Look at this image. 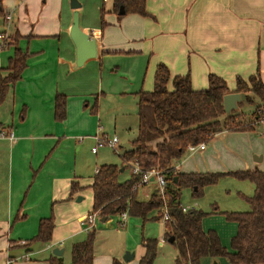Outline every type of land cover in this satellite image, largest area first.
Segmentation results:
<instances>
[{
	"label": "crops",
	"instance_id": "crops-1",
	"mask_svg": "<svg viewBox=\"0 0 264 264\" xmlns=\"http://www.w3.org/2000/svg\"><path fill=\"white\" fill-rule=\"evenodd\" d=\"M77 1L79 27L97 42L96 57L81 67L76 66V50L69 34L74 12L70 0L0 3V31L6 27L12 36V43L0 52V78L6 75L15 49L28 55L19 80L0 101L1 108H8L7 118L0 111V133L13 135L12 139L0 137V264H49L55 248L63 250L60 257L64 264L63 256L70 246L84 238L83 223L92 213L93 177L100 166L115 165L98 164L99 151L91 152L93 137L106 135L99 124L102 97H131L137 109V94L153 90L147 80L151 75L153 86L158 65L166 66L171 77L188 74L196 91L207 89L210 74L222 78L230 93L235 92L238 77L247 81L257 74L264 82V0H146L145 17H118L113 3L106 7L109 0ZM56 95L66 97L62 122L54 120ZM135 120L137 123V115ZM136 130L137 126L135 135ZM223 133L230 131L214 138ZM134 138L121 144L122 150L127 145L132 149ZM213 139V150L209 144L188 154L181 163L175 162L177 172L264 170L263 156L242 162L231 151L216 147ZM122 153L118 155L121 165ZM72 184L79 188L73 195ZM145 190L151 195L157 187L150 184ZM137 199L144 201L138 194ZM50 217L54 224L50 243L29 245L39 222ZM112 217L104 222L98 217L95 231L98 222L106 223ZM128 221L118 225L126 228ZM157 241L158 246L163 245ZM139 247V253L136 250L134 258L124 262L126 246L107 255L98 254L94 241L93 264H112L114 259L121 264H138L144 254L141 241Z\"/></svg>",
	"mask_w": 264,
	"mask_h": 264
},
{
	"label": "trees",
	"instance_id": "trees-1",
	"mask_svg": "<svg viewBox=\"0 0 264 264\" xmlns=\"http://www.w3.org/2000/svg\"><path fill=\"white\" fill-rule=\"evenodd\" d=\"M112 3L116 15L121 6L124 7V15H148L146 0H112ZM0 16H3L1 5ZM11 43L12 36L9 39V44ZM27 58L26 53L15 49L5 70L6 75L0 78V101L8 88L19 80L26 67ZM168 84H171V88ZM235 92L245 94L246 103H254L253 96L264 109V82L259 75H252L247 81L236 78ZM229 93L226 82L216 75L208 76L206 90L196 91L192 88L188 74L171 77L166 66L158 65L154 73L153 90L137 94V130L130 143L132 149L123 150L120 167L102 165L93 177L90 185L92 213H97L100 219H107L126 212L127 216L137 217L145 223L160 220L165 205L169 221L163 222L164 239H174L171 243L177 252L174 264H201L205 258H226L230 264H264V170L184 174L173 169L174 163L181 158L189 145H206L222 131L254 130L252 123L238 125L236 117L241 115L239 112L233 111L229 116L225 115L223 97ZM255 116L261 120L264 115L255 113ZM65 118L66 97L56 95L54 120L62 122ZM129 162L136 163L141 171L157 169L163 172L166 183L165 204L157 192L152 193L147 200L137 199L138 191L132 188L140 181L141 174H131L129 179L120 180V169L126 170ZM226 175L248 181L254 187L252 196L245 198L249 205L247 212L225 214L229 221L236 224L230 251L223 247L215 231L203 230V212L193 209L184 213L179 203L182 189H190L192 195L197 196L203 188L215 185ZM76 192H79V188L72 184L70 194ZM53 229L52 217L41 220L37 235L28 244L50 243ZM94 241L95 229L92 228L82 240L70 246L69 264H93ZM141 246L144 254L138 264H153L158 241L142 238ZM47 261L49 264H62V258L54 255ZM112 264L121 263L114 259Z\"/></svg>",
	"mask_w": 264,
	"mask_h": 264
},
{
	"label": "rangeland",
	"instance_id": "rangeland-1",
	"mask_svg": "<svg viewBox=\"0 0 264 264\" xmlns=\"http://www.w3.org/2000/svg\"><path fill=\"white\" fill-rule=\"evenodd\" d=\"M110 3H112V0L106 3L107 8L111 5ZM1 32H6V27L4 31L2 30L0 33ZM116 75L124 77L122 74ZM147 85L150 86L151 90L153 87L151 75L148 77ZM251 97L254 103L244 102L240 104V109L237 112L241 115H237L236 120L238 125L243 126L252 123L254 125V130L243 132L230 131V134L223 133L219 134L217 138H214L216 147L220 146L231 151V153L242 162H252L254 156L264 157V124L258 121L259 119L255 118V113L264 115V109L261 108L256 98L253 96ZM114 98V100H105L103 97L100 99L99 124L106 134L105 136H117L119 145L115 151L106 147L98 148L99 153L96 157V162H98V164L112 163L120 167L121 161L118 155L123 152L121 144L131 140L135 136V128L137 126L135 117L137 115V109L131 97H127L126 100H122L123 98H119L118 96H114ZM1 105L0 102V111H2L3 116L7 118L8 108L6 105L1 108ZM260 119H264V116H261ZM210 142L206 145H209ZM213 144L214 141L210 144L211 146H209L212 150L214 149ZM95 146L96 144L94 142L93 147ZM187 157L188 153L185 152L178 162L181 163ZM130 173V169L127 167L124 173H121L120 180H126ZM149 187L150 185L138 191V196L141 199H148L150 194L145 189ZM144 191H146L145 194H143ZM253 192L254 187L250 182L226 175L220 178L215 185L203 188L197 196H193L190 189H182L179 195V203L184 207L196 205V210L205 214L202 223L203 230L215 231L223 247L226 248L227 251H230V242L236 233V224L229 221L225 214L247 212L249 210V205L245 201V198L252 196ZM128 220L126 228L118 225L120 221L119 216H113L108 222L103 224L97 223L95 231V250L98 254L107 255L109 251L119 249L122 246L128 248L124 255L126 253H135L136 250L139 253V244L143 237H156L159 241L164 239V225L161 219L156 222L153 220L147 221L144 225L141 224L137 217L128 216ZM163 241V245H159L157 248V254L153 264H174L177 255L176 249L173 245L168 243L167 240L164 239ZM69 261L70 249L63 256L64 264H68ZM201 264L230 263L226 258H205L201 261Z\"/></svg>",
	"mask_w": 264,
	"mask_h": 264
},
{
	"label": "built area",
	"instance_id": "built-area-1",
	"mask_svg": "<svg viewBox=\"0 0 264 264\" xmlns=\"http://www.w3.org/2000/svg\"><path fill=\"white\" fill-rule=\"evenodd\" d=\"M102 1L106 2L107 0H102ZM5 20L8 23L10 21V17L7 16L5 18ZM7 27H8V25H7ZM9 39H10V35L8 34L7 30H6V32L0 33V52L3 51L9 45ZM259 121L264 123V119L259 120ZM0 137H2V138L7 137L9 139H12L13 135H12V133H9V134L0 133ZM93 139H94L96 146L91 149V152L94 154L98 151V148L106 147L108 149H112L113 151H115L119 145V140H118L116 135H114L112 137H107L105 135H95L93 137ZM205 146L206 145L203 143L198 144V145H189L186 148V153L194 154L198 151L204 150ZM127 166L130 169V172L132 175L141 174L140 181L136 185L133 186L132 190L139 191L140 189L148 187L150 184H155L157 187V193L165 204V201H166L165 200L166 183H165V178H164L163 172L159 171L157 169H150L148 171H141L136 163H131V162H129L127 164ZM173 169L175 171H177L176 170L177 166L173 165ZM151 179H152V181H151ZM180 208H181L182 212H184V213L189 211V210L194 209L191 207H183L181 205H180ZM119 217H120L121 224L124 225L125 221L128 218L127 213L126 212L121 213L119 215ZM97 218H98L97 213H90L87 215L86 221L83 223L85 225L86 232H88L92 228H94V224H95ZM161 221L162 222L169 221V216H168L167 208L165 205H164L163 210H162ZM163 242L164 241L161 240V243H163ZM21 245H25V243L22 242Z\"/></svg>",
	"mask_w": 264,
	"mask_h": 264
},
{
	"label": "water",
	"instance_id": "water-1",
	"mask_svg": "<svg viewBox=\"0 0 264 264\" xmlns=\"http://www.w3.org/2000/svg\"><path fill=\"white\" fill-rule=\"evenodd\" d=\"M70 7L73 12L72 25L70 29V38L75 46L76 50V66L81 67L86 61L96 57L97 52V42L95 39L91 38L87 33L82 31L79 27V14L78 9L80 4L77 0H70ZM125 14L124 7H119L118 16H123ZM245 94L242 93H229L223 97V111L226 116H229L231 112L239 110V104L244 102ZM124 150L129 151L131 147L129 145L123 147ZM254 159L260 160V157H254ZM123 172V168L120 169ZM152 181V179H151ZM104 222L105 219H100ZM173 237L168 239V243L173 242ZM63 250L55 248L52 250L54 256L60 257ZM134 258L133 253H126L123 256L124 262H129Z\"/></svg>",
	"mask_w": 264,
	"mask_h": 264
}]
</instances>
